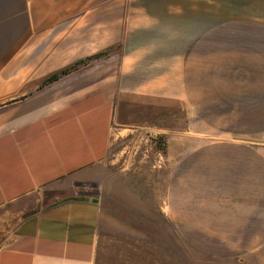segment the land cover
Returning a JSON list of instances; mask_svg holds the SVG:
<instances>
[{
	"label": "crops",
	"instance_id": "1",
	"mask_svg": "<svg viewBox=\"0 0 264 264\" xmlns=\"http://www.w3.org/2000/svg\"><path fill=\"white\" fill-rule=\"evenodd\" d=\"M184 247L264 264V0H0V264Z\"/></svg>",
	"mask_w": 264,
	"mask_h": 264
},
{
	"label": "rangeland",
	"instance_id": "2",
	"mask_svg": "<svg viewBox=\"0 0 264 264\" xmlns=\"http://www.w3.org/2000/svg\"><path fill=\"white\" fill-rule=\"evenodd\" d=\"M122 54H123V51L121 50V47L119 46V48H115L114 50H108V51L103 52V54H101L99 56V58L101 57L100 59L102 60L103 64L109 65L111 63V58L113 56H115L116 58L117 57L122 58ZM78 67L79 66H77V68ZM104 68H105V72H106L107 68L109 70L112 69V67H107V66H105ZM114 84H117V83H114ZM114 84H112V83L106 84L105 83V86L111 87ZM156 254H158V253H156ZM182 254H183L182 263H184V264H208L209 263L205 259L199 260L197 258H194L192 251L187 250L186 247H184V251ZM168 255L170 256V252L168 253ZM131 262L133 264H142L141 262H143V260L142 259L127 260V259H111V258H108V259L103 260V263H101V264H132ZM146 262H150V264H166V263L167 264H175L176 263V261L174 259H171L170 257L167 260H163V258L159 259L158 257H156V258H152L149 261L146 260L145 263Z\"/></svg>",
	"mask_w": 264,
	"mask_h": 264
},
{
	"label": "trees",
	"instance_id": "3",
	"mask_svg": "<svg viewBox=\"0 0 264 264\" xmlns=\"http://www.w3.org/2000/svg\"><path fill=\"white\" fill-rule=\"evenodd\" d=\"M77 66H78V65H75V66H73V67H71V68L65 69V70H63L60 74H55L54 76H52V77L48 80V82L50 83V82L56 81V80H58V79L60 78L61 75L69 74V73L72 72L73 70L77 69ZM48 82H47V83H48Z\"/></svg>",
	"mask_w": 264,
	"mask_h": 264
}]
</instances>
